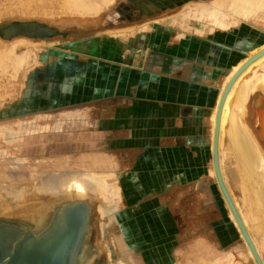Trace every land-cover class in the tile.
Returning <instances> with one entry per match:
<instances>
[{"label":"crops","instance_id":"obj_1","mask_svg":"<svg viewBox=\"0 0 264 264\" xmlns=\"http://www.w3.org/2000/svg\"><path fill=\"white\" fill-rule=\"evenodd\" d=\"M198 30L182 34L153 28L122 43L121 60H68L75 75L58 80L56 93L50 99L46 96V108L29 115L46 117L59 111L60 118L72 114L73 121L63 122L59 130L26 137V155L104 158L106 168L119 177L131 213L169 208L174 220L184 226L188 204L194 207L196 221H205V181L209 186L214 176V107L231 68L261 42L251 37L247 27Z\"/></svg>","mask_w":264,"mask_h":264},{"label":"rangeland","instance_id":"obj_2","mask_svg":"<svg viewBox=\"0 0 264 264\" xmlns=\"http://www.w3.org/2000/svg\"><path fill=\"white\" fill-rule=\"evenodd\" d=\"M181 2L184 3L186 1L116 0L110 6V8H105L101 12L105 14L104 16L102 15L101 19L99 20L101 22H99L98 28H114L135 24L134 31L133 29V32L127 33L111 31V34L109 32H98L92 33L89 36L84 35V37L81 35L89 33L90 30H82L81 28H77V26L75 28L76 24L73 23H80L83 21V19H86L85 21H88V19L92 20L93 18L82 17L80 15L82 17L81 18L77 13H74L73 11H63V9H61L64 6L63 0H0L1 23H3L4 21L19 19L39 20L53 25L63 26V29L74 30L77 31V33L79 34L77 35V37L75 35L74 38L67 37V39L64 40L61 39L60 42L62 43H55L52 46H39L37 49L34 50V53L32 55V61L30 62V64L21 68V70L18 71V74L14 79L9 78L8 76L0 75V123H8L9 121L14 122L23 119H26L30 122H44L42 120V114H29H34V112L46 108L44 107L46 106V100L48 99L46 98V96L49 95L50 99L52 97L53 92H55V90L59 88V84H57L58 80L63 79V77L65 76L75 75L74 69L69 74H64V72L62 73V71H60L59 75H57L56 77L50 79H43L41 77L40 79L33 80L30 83V73L35 69L38 70L39 68V70H43L50 64L58 62L60 63L62 61L67 63L68 65L69 61L73 62L77 59H81L83 61L87 59L113 60V58L115 60H121L122 43L127 44L131 41L130 37L134 35L138 37L137 35L144 34L147 31H152L153 28H158V30L160 31L162 29L170 30L173 33L180 32L182 34L198 33L197 29L202 30V32H205L204 23L206 22V19L204 18V16L195 15V5H192V3L187 8V11L190 14H194V16H188L184 18L182 22V25L185 26L184 29L187 30H184L182 28L179 29L180 27L176 26V24L174 23V20L177 19L176 16L173 18H168L167 20L156 19L149 21L147 24H141L145 18H151L152 12L157 10H169V8L170 10H173L180 6L182 4ZM189 2H192V0H189ZM74 14H77L78 16ZM141 26L144 27L142 28ZM246 26H248L247 28L252 31V38L255 37L256 39H258V42H264V28H262L264 27V19H260L258 20V22H256L255 20H252L249 23L248 21L239 22L236 26H232L229 29H234L237 27L241 28ZM136 37L134 39H136ZM24 50H26L25 46H21L17 49V53L20 54V52L22 53ZM34 55L36 56L34 57ZM261 91L262 90L258 92V97L253 103V106L255 107H252V110H255V115H261L257 118L260 124L264 123L262 122L264 121V93L263 91ZM37 93H39L38 95L43 94L44 96H42V98L36 97ZM45 115L49 116L47 121L51 122L55 121L57 118H60L62 116L59 111H51L50 113ZM16 116H18V118H16ZM226 130L227 133L226 135H224V139L222 142L223 156L221 166L223 171V177L234 200L239 205L242 216L245 219L248 231L252 238L254 237L253 239L255 243H257L256 245L259 248V252L264 260V203L260 202L256 198L257 192L260 190L261 186H263L264 177H261L260 175H258L260 176L258 177L254 174L252 177L250 172L245 169L246 167L244 165V160L241 159L239 152L236 150L233 143H231L232 141H230L232 139L229 134V129ZM260 133L264 138V131L262 130V132L260 131ZM23 145L22 147L24 148L25 146ZM5 152L7 156L11 155V152L9 150L6 149ZM54 157L43 158V163L42 161H40L41 157L40 159L29 157V165L26 169L23 170L22 174L24 176H20L19 179L24 181H38L42 178V173L46 170H79L92 171L95 173H111V179L113 178V180H117V182H119V177L116 171L105 167L107 164L104 158H97L99 159V161H97V163H93V158L96 159V157H92L90 154H77L73 156L71 155V157H67L66 160H64V157ZM59 159H62V162L58 163ZM261 165H263V169H260V167H258V173L264 175V162ZM7 167L8 161L1 160L0 178L5 181L3 183H11L13 177V174L11 172H8ZM39 171L41 173H39ZM210 183L211 184H209L208 186L207 182L205 181V221H196V214L193 205L187 204V208H185V212H183L185 213V215L191 218V221H183L184 226L186 225L185 227H183L181 224L179 225V222L174 220L173 213L169 211V208L157 209L156 211L149 210L144 211L142 213H139L140 211H137L136 209V214L131 213L127 207L124 195L121 193L122 200H120V203L117 208L111 212V225L107 222L109 228L106 229V232L104 233V236H102V239H98V217L94 212L93 248L95 250V256L104 255L105 253L104 256L107 264H226L228 260L230 261V263L234 261V264H255L254 259L251 257L249 250L246 247L247 245L245 246L246 243L243 242L244 239L241 235H239L240 232L238 231V228L230 217L228 207L222 197L220 187L218 185L215 175L211 176ZM1 191L2 192L0 193V218L11 220L26 219L30 221H34V219L37 218V220L40 221V219L44 217L43 215H46L52 208L49 207V209H45V202L49 199L47 197L48 195L42 196L39 202H36L35 204L30 201L27 202V204L21 203L18 201L19 199L12 197L14 194L17 193H13L12 191L3 189ZM32 196L35 195L33 194ZM51 199L50 200L54 202L55 199L57 200L59 198L52 197ZM89 201L94 203L92 199H89ZM251 202H253V205L251 204ZM41 203L43 205H41ZM14 205L17 206L13 207ZM34 205H39V207L43 206L44 208L36 209ZM104 205L105 208L109 207V204L107 203H105ZM29 207L32 209H28ZM253 211L257 212L254 213ZM39 213H43V215ZM1 214L3 215L1 216ZM156 219H159V221H156ZM132 220H134L135 222ZM107 221H109L108 218ZM52 222L53 220H50L47 224H52ZM104 222L105 221H103L102 223ZM197 239H200L201 242H198ZM167 245L170 247H168ZM142 246H146L147 248L145 247V249ZM131 251L132 253H130ZM146 251L148 252L146 253ZM135 257L137 258V260Z\"/></svg>","mask_w":264,"mask_h":264},{"label":"bare ground","instance_id":"obj_3","mask_svg":"<svg viewBox=\"0 0 264 264\" xmlns=\"http://www.w3.org/2000/svg\"><path fill=\"white\" fill-rule=\"evenodd\" d=\"M64 6L61 8L63 11H73L74 13H77L79 17H87V18H93L88 19V21H85L86 19H83L82 22L73 23L76 24L75 28H81L82 30H90L89 33L86 34H80L81 36L84 35H90L92 33H98V32H133L134 31V25H128V26H120V27H101L98 28V24L103 13H101L105 8H110V6L116 1V0H63ZM168 1V0H167ZM186 2L180 3L181 5L173 10H157L152 12L151 18H145L142 21L141 24H147L151 20L156 19H168L177 17L176 20H174V23L176 26L180 27L179 29H184V25H182V22L184 18L188 16H194V14H190L187 10V8L191 5H195V15L198 16H204L206 19L205 24V30L206 31H212L214 28L219 29H229L232 26H236L239 22L248 21V23L252 20H255L258 22L260 19H264V0H192V2H189V0H185ZM191 1V0H190ZM175 2V1H174ZM166 4V3H165ZM173 8V7H171ZM110 10V9H109ZM151 13V12H150ZM155 13V14H154ZM74 14V15H77ZM47 15V14H46ZM77 15V16H78ZM81 15V16H80ZM49 16V15H48ZM76 16V17H77ZM66 17V16H64ZM73 17V16H72ZM81 17V18H82ZM70 18V17H69ZM67 19V18H66ZM65 19V20H66ZM68 20V19H67ZM71 20V19H70ZM73 20V18H72ZM81 20V19H80ZM77 21V20H76ZM56 22V21H55ZM54 22V24H55ZM71 22V21H70ZM139 22V23H140ZM170 22V21H169ZM261 22V21H260ZM1 23V22H0ZM58 23V22H57ZM138 23V22H137ZM254 23V22H253ZM252 23V24H253ZM66 24V23H65ZM153 24V23H152ZM151 25V23H150ZM249 26V25H248ZM246 26V27H248ZM61 29H63V26H59ZM142 27V26H141ZM144 27V26H143ZM142 27V28H143ZM262 27V26H261ZM74 28V29H75ZM242 28V27H241ZM260 28V27H259ZM264 28V27H262ZM133 29V31H132ZM78 30V29H77ZM142 30V29H141ZM187 30V29H184ZM157 31V30H156ZM255 31V30H253ZM263 31V30H262ZM150 32V31H149ZM183 32V31H182ZM199 32L203 33L202 30H199ZM237 32V31H236ZM235 32V33H236ZM138 33V32H137ZM155 33V32H154ZM239 33V32H238ZM246 33V32H244ZM111 34V33H110ZM132 34V33H131ZM134 34V33H133ZM226 34V33H225ZM224 34V35H225ZM247 34V33H246ZM253 34V33H252ZM255 34V33H254ZM96 35V34H95ZM124 35V34H122ZM126 35V34H125ZM161 35V34H160ZM159 35V36H160ZM178 35V34H177ZM240 35V33H239ZM250 35V34H249ZM230 36V35H229ZM69 38H74V36H68ZM77 37V35H76ZM79 37V36H78ZM85 37V36H84ZM223 37V36H222ZM221 37V38H222ZM239 37V36H238ZM245 37V36H244ZM254 37V36H253ZM98 38V37H97ZM128 38V37H127ZM126 38V39H127ZM224 38V37H223ZM67 39V38H66ZM125 39V40H126ZM153 39V38H152ZM229 39V38H228ZM231 39V37H230ZM240 39V38H239ZM64 40V39H63ZM69 40V39H68ZM145 40V39H144ZM251 40V39H250ZM254 40V39H253ZM61 39L59 37L54 39H34L29 38L25 36H18L14 37L12 39H4L3 37H0V75L8 76L11 79H14L16 75L18 74V71L21 70V68L27 66L32 61V55L34 53V50L37 49L39 46H52L55 43H62L60 42ZM230 41V40H229ZM234 41V40H233ZM239 41V40H238ZM252 41V40H251ZM129 42V41H128ZM161 42V41H160ZM220 42H222L220 40ZM224 42V41H223ZM150 43V41H149ZM257 43V42H256ZM118 44V43H117ZM142 44V43H141ZM75 45V44H74ZM131 45V44H129ZM137 45V44H136ZM154 45V44H152ZM194 45V44H193ZM21 46H25V49L22 53L18 54L17 49ZM82 46V45H81ZM127 46V45H126ZM151 46V45H150ZM68 47V46H67ZM134 47V46H133ZM132 47V48H133ZM202 47V46H201ZM220 47V46H219ZM240 47V46H239ZM207 48V47H206ZM137 49V48H136ZM142 49V48H141ZM150 49V48H149ZM152 49V48H151ZM160 49V48H159ZM220 49V48H219ZM60 50V49H59ZM227 50V49H226ZM241 50V49H240ZM63 51V50H62ZM129 51V50H128ZM164 51V50H163ZM214 51V50H213ZM90 52V51H89ZM189 52V51H188ZM191 52V51H190ZM204 52V51H203ZM132 54V53H131ZM191 54V53H190ZM220 54V53H219ZM129 55V54H128ZM194 55V54H193ZM200 55V53H199ZM235 55V54H234ZM36 55H34L35 57ZM83 56V55H82ZM196 56V55H195ZM226 56V55H225ZM224 56V57H225ZM146 57V56H145ZM175 57V56H174ZM203 57V54H202ZM206 57V56H205ZM90 58V57H89ZM193 58V57H192ZM204 58V57H203ZM182 59V58H181ZM188 59V58H187ZM201 59V58H200ZM199 59V60H200ZM210 59V58H209ZM230 59V57H229ZM250 59L252 61L248 62ZM90 60V59H89ZM133 61V59H132ZM185 61V60H184ZM188 61V60H187ZM197 61V60H196ZM36 62V61H35ZM63 62V61H62ZM82 62V61H80ZM101 62V61H99ZM145 62V61H144ZM192 62V61H191ZM89 63V62H88ZM92 63V62H91ZM90 63V64H91ZM102 63V62H101ZM148 63V62H147ZM231 63V62H229ZM247 63V65H246ZM83 64V63H82ZM120 64V63H119ZM187 64V63H186ZM192 64V63H191ZM224 64L225 60H224ZM149 65V64H148ZM32 66V65H31ZM102 66V65H101ZM129 66V65H128ZM127 66V67H128ZM131 66V65H130ZM151 66V65H150ZM245 66V67H244ZM116 67V66H115ZM244 67V68H243ZM228 68V67H227ZM243 68V69H242ZM108 69V68H107ZM112 69V68H111ZM118 69V68H117ZM143 69V68H142ZM242 69L240 72L239 70ZM39 70V68H38ZM38 70H33L30 74L33 72H37ZM98 70V69H97ZM103 70V69H102ZM109 71V70H108ZM239 72L237 77L234 79L233 83L231 84L230 88L227 90L225 98L221 105V111H220V118H219V131L217 135V150L219 155V165H220V171L223 177V171H222V142L224 139V135H226L227 130L229 129V134L231 136L230 141L235 146L236 150L239 152L241 159L244 160L245 169L250 172L251 176L253 177V174L261 177H264L263 174L258 173L260 169H263V162H264V138L261 135L260 131H264V123L260 124L257 120V118L261 115H255V110L253 111L252 107L253 103L255 102L256 98L258 97L257 94L260 90L264 93V42L256 45L255 47L251 48L249 51L245 53V56L240 60V62L236 63L229 73L226 75L222 87L216 102V105L214 107L213 115L211 118L212 121V136H211V145H212V153H213V147H214V139H215V127H216V118L218 109L222 100V97L225 93V89L228 85V83L231 81V79L236 75V73ZM118 73V72H117ZM131 73V72H130ZM134 71L132 72V74ZM219 73V72H218ZM128 74V73H127ZM167 74V73H166ZM172 74V73H171ZM112 75V74H111ZM117 75V74H115ZM138 75V74H137ZM146 76L148 74H145ZM219 75V74H218ZM121 76V75H120ZM127 76V75H126ZM111 77V76H110ZM135 77V76H134ZM142 77V76H141ZM208 78V77H207ZM145 79V77H144ZM221 79V78H220ZM101 80V79H100ZM124 80V79H123ZM131 80V79H130ZM142 80V79H141ZM146 80V79H145ZM133 81V80H132ZM127 82V81H126ZM136 82V81H135ZM121 83V82H120ZM133 83V82H130ZM138 83V82H137ZM140 83V82H139ZM101 84V82H100ZM104 85V84H103ZM122 85V84H121ZM119 85V86H121ZM123 86V85H122ZM126 86V85H125ZM147 86V85H146ZM187 87V86H186ZM118 88V87H117ZM157 88V87H156ZM101 89V88H100ZM152 89V88H151ZM155 90V88H153ZM195 90V88H194ZM120 91V89H119ZM198 91V90H197ZM261 91V92H262ZM121 92V91H120ZM109 93V92H107ZM123 93V92H121ZM139 93V92H138ZM200 93V92H199ZM216 93V92H215ZM100 94V93H99ZM118 94V93H117ZM193 94V93H192ZM204 94V93H203ZM122 95V94H121ZM194 95V94H193ZM214 95V94H213ZM130 96V95H129ZM201 96V95H200ZM107 97V96H106ZM203 97V96H202ZM115 98V97H114ZM178 98V97H177ZM264 98V97H263ZM192 99V98H191ZM200 99V98H199ZM214 99V98H213ZM258 100V99H257ZM193 101V99H192ZM259 101V100H258ZM130 102V101H129ZM97 103V102H96ZM110 103V102H109ZM257 103V102H256ZM119 104V103H118ZM176 104V103H175ZM130 105V104H129ZM202 107V106H201ZM213 107V106H212ZM95 108V107H94ZM211 108V107H210ZM258 109V108H257ZM262 110V109H261ZM260 112V111H259ZM69 113V112H68ZM190 114V113H189ZM264 114V113H263ZM13 116V115H12ZM11 116V117H12ZM43 116V115H42ZM69 118H57L55 121H47L49 116L42 117L43 123H38L36 121L30 122L26 119L18 120V121H7L8 123H0V161H8V172H11L13 174L11 183H3L5 181L0 178V193L1 190H8L12 191L14 194L12 197L19 199L18 201L21 203H27V202H33L34 204L36 202H39L42 196H47L49 199L45 202V209L49 207H52V205L55 203L51 201L52 197H58L59 199L56 200L59 201L61 199L65 198H72L76 197L79 199H86V200H93V204L96 206L94 208V212L98 217V239H102V236H104V233L106 232V229L109 228L107 222L111 223V212L117 208V206L120 203L121 199V187L117 180L111 179V173H95L92 171H79V170H59V171H42V178L38 181L31 180V181H24L19 179L20 176H24L23 170L26 169L29 165L28 158L29 156L26 155L24 148L22 147V141L24 143L26 137H32L34 138L37 134H42L46 131H53L59 130L62 128V123L66 121H73L72 114H66ZM79 116V114L77 115ZM90 116V115H89ZM263 117V116H262ZM8 118V117H7ZM89 119V118H87ZM178 119V118H177ZM264 119V118H263ZM262 119V120H263ZM210 121V122H211ZM264 122V121H262ZM68 123V122H67ZM259 124V126H258ZM262 129V130H261ZM80 132V131H79ZM209 135V134H208ZM42 135L41 137H43ZM40 137V138H41ZM54 137V136H53ZM52 137V138H53ZM176 138V137H175ZM227 138V137H226ZM32 139V138H31ZM50 139V138H49ZM229 139V138H228ZM28 141V140H27ZM34 142V141H33ZM44 142V141H43ZM184 142V141H183ZM25 144V143H24ZM36 144V143H35ZM231 146V145H230ZM38 147V146H37ZM40 147V146H39ZM232 147V146H231ZM26 148V147H25ZM233 148V147H232ZM6 149L11 152V155L7 156ZM48 149V148H47ZM28 151L31 152V147L29 146L27 148ZM35 151V150H34ZM49 151V150H48ZM233 151V150H232ZM37 153V152H36ZM232 153V152H231ZM225 154V153H224ZM51 155V154H50ZM52 156H46L48 158L54 157ZM43 158L41 156V160L43 163ZM55 158V157H54ZM40 159V158H39ZM91 159V158H90ZM115 159V158H114ZM224 159V158H223ZM35 160V159H33ZM62 159L58 160L59 162ZM103 160V159H102ZM99 159L93 158V163H97ZM224 161V160H223ZM53 162V161H52ZM262 162V163H261ZM49 163V162H48ZM56 163V162H55ZM35 164V163H34ZM138 164V163H137ZM120 165V164H119ZM48 166V165H47ZM68 166V165H67ZM74 167V166H73ZM106 167V166H105ZM139 167V166H138ZM262 167V168H261ZM131 168V167H130ZM50 169V168H49ZM87 169V168H86ZM258 169V170H257ZM119 171V169H118ZM242 171V170H241ZM244 171V170H243ZM263 171V170H262ZM98 172V171H97ZM139 172V171H138ZM137 172V173H138ZM31 173V172H29ZM39 173H41L39 171ZM130 173V172H129ZM245 173V172H244ZM243 173V174H244ZM212 174L215 175L217 179V175L215 172V163L214 159L212 158ZM225 174V173H224ZM40 175V174H39ZM203 175V174H202ZM210 175V174H209ZM4 176V175H3ZM41 176V175H40ZM125 176V175H124ZM208 176V175H207ZM258 176V177H260ZM35 177V176H33ZM126 178V177H125ZM124 178V179H125ZM184 178V177H183ZM208 178V177H207ZM11 179V178H10ZM9 179V180H10ZM157 179V178H156ZM209 179V178H208ZM214 179V178H213ZM125 181V180H124ZM158 181V180H157ZM185 181V180H184ZM191 181V180H190ZM209 181V180H208ZM223 181L224 177H223ZM218 182V180H217ZM140 183V182H139ZM123 184V183H122ZM121 184V185H122ZM147 184V183H146ZM162 184V183H161ZM211 184V183H210ZM243 184V183H242ZM3 185V186H2ZM195 185V184H194ZM226 185V182H225ZM262 185V183H261ZM124 186V185H123ZM129 186V185H128ZM141 186V185H140ZM167 186V185H166ZM127 187V186H126ZM185 187V186H184ZM188 187V186H187ZM203 187V186H202ZM213 187V186H212ZM227 190L229 192V195L232 199L233 205L236 208L241 220L243 221V224L245 225L247 231L248 228L246 226V222L244 217L242 216V213L240 211L239 205L234 200L228 186L226 185ZM130 188V187H129ZM166 188V187H165ZM171 188V187H170ZM124 189H126L124 187ZM158 190V189H157ZM190 191V190H189ZM203 191V190H202ZM219 191V190H218ZM221 191V189H220ZM164 192V191H163ZM188 193V192H187ZM197 193V192H196ZM35 196H32V195ZM189 194V193H188ZM222 194V192H221ZM244 194V193H243ZM246 194V193H245ZM182 195V194H181ZM185 195V194H184ZM187 195V194H186ZM251 195V194H250ZM180 196V195H179ZM223 199L226 202V205L229 210V214L233 222L235 223L236 227L238 228V231L240 232L239 235L242 236L244 239L243 242H245V246L248 248L249 253L251 257L254 259L255 264H257L255 257L253 255V252L251 248L249 247L242 230L237 222V219L233 213V210L229 206L227 200L224 198V195L222 194ZM251 197V196H250ZM46 198V197H45ZM164 198V197H163ZM179 198V197H178ZM237 198V197H236ZM257 200L264 203V182L263 186H261L260 190L257 192L256 195ZM12 199V198H11ZM51 199V200H50ZM185 199V197H184ZM10 200V198H9ZM179 200V199H178ZM183 200V198H182ZM237 200V199H236ZM252 200V199H251ZM254 200V199H253ZM2 201V200H1ZM15 201V200H14ZM153 201V200H152ZM177 201V200H176ZM255 201V200H254ZM4 202V201H3ZM161 202V201H160ZM182 202V201H181ZM44 203V202H43ZM105 203L109 204V207L105 208ZM135 203V202H134ZM178 203V202H177ZM183 203V202H182ZM253 202H251L252 204ZM8 204V203H7ZM17 204V203H16ZM28 204V203H27ZM127 204V203H126ZM139 204V203H138ZM249 204V203H248ZM25 205V204H24ZM41 205H43L41 203ZM163 205V204H162ZM253 205V204H252ZM7 206V205H6ZM10 206V205H9ZM17 205H14L13 207H16ZM36 209L44 208L43 206L39 207V205H34ZM134 206V205H133ZM25 207V206H24ZM254 207V206H252ZM174 208L171 206V209ZM12 209V208H11ZM32 209V208H28ZM43 209V210H45ZM251 209V208H250ZM256 209V208H253ZM4 210V209H3ZM9 210V209H8ZM22 210V209H21ZM175 210V209H174ZM7 211V210H6ZM23 211V210H22ZM19 212V211H18ZM141 212V211H140ZM139 212V213H140ZM172 212V211H171ZM250 212V211H249ZM254 212V211H253ZM257 212V211H255ZM254 212V213H255ZM16 213V212H15ZM130 213V212H129ZM259 213V212H258ZM10 214V213H9ZM17 214V213H16ZM43 215V213H39ZM257 214V213H256ZM3 214H1L2 216ZM14 215V214H13ZM131 215V214H130ZM138 215V214H137ZM7 216V214H6ZM44 216V215H43ZM129 216V215H128ZM191 216V214H190ZM150 217V216H149ZM261 217V216H260ZM107 218L109 221H107ZM164 218V217H163ZM262 218V217H261ZM137 219V218H136ZM189 221H191L190 217H187ZM159 220V219H158ZM171 220V219H170ZM193 220V219H192ZM105 221L104 223H102ZM134 221V220H132ZM194 221V220H193ZM251 221V220H250ZM62 222V221H61ZM135 222V221H134ZM152 222V221H151ZM54 221L52 222L53 225ZM148 223V222H147ZM196 223V222H194ZM259 223V222H258ZM111 225V224H110ZM127 225V224H126ZM137 225V224H136ZM157 225V224H156ZM178 225V224H177ZM106 226V228H105ZM186 226V225H185ZM183 226V227H185ZM10 228L8 234H11L12 236H17V230L13 227ZM131 227V226H130ZM134 227V226H133ZM160 227V226H159ZM2 227L1 229H3ZM260 228V227H259ZM5 229V228H4ZM160 229V228H159ZM89 229L87 228L86 231H84L83 236L80 234L78 239H83V237H87L89 234ZM139 230V229H138ZM143 230V229H142ZM171 230V229H170ZM176 230V229H175ZM258 230V229H257ZM133 231V230H132ZM157 231V230H155ZM169 231V230H168ZM264 231V229H263ZM136 232V231H135ZM147 232V231H146ZM154 232V231H152ZM160 232V231H159ZM180 232V231H179ZM262 232V231H261ZM142 233V232H141ZM145 233V232H143ZM156 233V232H155ZM249 233V231H248ZM114 234V233H112ZM157 234V233H156ZM163 234V233H162ZM261 234V233H260ZM19 236L20 233L18 234ZM150 235V234H149ZM196 235V234H195ZM250 235V233H249ZM108 236V235H107ZM156 236V235H155ZM188 236V235H187ZM199 236V235H198ZM22 237V236H21ZM154 237V234H153ZM185 237V236H184ZM264 237V236H263ZM142 238V237H141ZM147 238V237H146ZM149 238V237H148ZM152 238V237H151ZM150 238V239H151ZM250 238L255 246V249L257 250L263 264L264 260L259 252V248L257 247V243L254 241V237L250 235ZM169 239V238H168ZM194 239V238H193ZM124 240V239H123ZM133 240V239H132ZM182 240V239H181ZM99 241V240H98ZM97 241V242H98ZM139 241V240H138ZM147 241V240H146ZM198 242H201V240L197 239ZM240 241V240H239ZM102 242V241H101ZM133 243V242H132ZM160 243V242H159ZM99 244V243H98ZM198 244V243H197ZM114 245V244H113ZM168 246V245H167ZM101 247V246H100ZM143 247V246H142ZM146 247V246H145ZM143 247V248H145ZM170 247V246H168ZM125 248V246H124ZM147 248V247H146ZM145 248V249H146ZM158 248V247H157ZM164 248V247H163ZM229 248V247H228ZM121 249V248H118ZM155 249V248H154ZM234 249V248H233ZM261 249V248H260ZM242 250V249H241ZM244 250V248H243ZM247 250V249H246ZM122 251V250H121ZM133 251V250H132ZM132 251L130 253H132ZM232 251V250H231ZM236 251V250H235ZM148 251H146L147 253ZM181 252V251H180ZM243 252V251H242ZM248 252V251H247ZM104 253V252H103ZM134 253V252H133ZM237 253V252H236ZM108 254V253H107ZM106 254V255H107ZM238 254V253H237ZM244 254V253H243ZM105 255V253H104ZM109 255V254H108ZM236 255V254H235ZM237 256V255H236ZM124 257V256H123ZM147 257V256H146ZM154 257V256H153ZM152 257V258H153ZM229 257V256H228ZM238 257V256H237ZM107 258V257H106ZM136 258V257H135ZM150 258V256H149ZM180 258V257H179ZM249 258V257H248ZM114 259V258H113ZM123 259V258H122ZM232 259V257H231ZM115 260V259H114ZM129 260V259H128ZM137 260V258H136ZM146 260V259H145ZM238 260V259H237ZM252 260V259H251ZM148 261V260H147ZM181 261V260H180ZM122 262V261H120ZM160 262V261H159ZM240 262V261H239ZM153 263V262H152ZM111 264V263H110ZM189 264V263H188ZM226 264H234V261L230 263L228 260Z\"/></svg>","mask_w":264,"mask_h":264},{"label":"water","instance_id":"obj_4","mask_svg":"<svg viewBox=\"0 0 264 264\" xmlns=\"http://www.w3.org/2000/svg\"><path fill=\"white\" fill-rule=\"evenodd\" d=\"M69 35L79 34L77 31L61 29L57 25L39 20L19 19L0 23V37L4 39H12L18 36H26L34 39H54L57 37L66 39ZM250 61H252V59L248 62ZM73 69V65H67L65 62L50 64L43 70L33 72L29 77V82L31 83L33 80L40 79L41 77L43 79L56 77L59 75L60 71H62V73L64 72V74H69ZM242 69H240L239 72ZM239 72H237L228 83L218 109L212 154L221 192L233 210L257 264H263L243 221L233 205L225 182L223 181L217 150L221 105L227 90L230 88ZM95 207L96 206L89 200L72 197L57 201L40 221H38L37 218H35L34 221L0 218V264H107L105 256H95V250L93 248V216ZM50 220H53L54 223L49 226L47 223ZM7 226L15 228L17 233H20L22 237L18 234L17 236L8 234L9 231L6 230L10 228ZM2 227L5 229H1ZM87 228L89 229L87 237H83L81 240L78 239L80 234L83 236Z\"/></svg>","mask_w":264,"mask_h":264}]
</instances>
